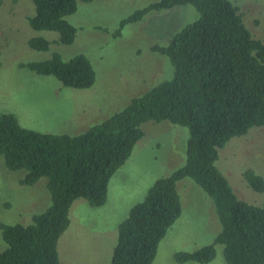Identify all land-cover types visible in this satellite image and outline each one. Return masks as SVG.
Masks as SVG:
<instances>
[{
  "label": "trees",
  "instance_id": "16d2710c",
  "mask_svg": "<svg viewBox=\"0 0 264 264\" xmlns=\"http://www.w3.org/2000/svg\"><path fill=\"white\" fill-rule=\"evenodd\" d=\"M31 1L35 14L28 18L30 28L57 33L61 45L73 44L77 29L67 18L77 12L79 0ZM187 5L195 7L199 18L166 45L152 47L170 64L167 79L108 119L81 134L54 135L24 128L14 114L0 113V156L7 168L27 171L23 186L46 178L50 196L48 208L24 221L27 225L0 223L7 245L0 251V264H62L59 241L70 227L74 202L84 199L92 207L104 206L110 180L145 135L141 126L164 121L189 129L186 163L158 178L130 210L119 225L111 264H153L160 242L182 215L178 184L186 178L212 200L221 231L198 251L176 253L175 261L207 264L220 245L227 264H264V204L241 200L217 165L233 138L264 129V42L252 35L230 0H157L123 19L115 35L151 12ZM51 44L43 37L28 40L29 48L38 52L49 51ZM22 66L54 76L67 88L89 89L96 82L85 55L65 61L56 52L48 60ZM243 176L254 191L264 192L263 175L248 168Z\"/></svg>",
  "mask_w": 264,
  "mask_h": 264
},
{
  "label": "rangeland",
  "instance_id": "374dc122",
  "mask_svg": "<svg viewBox=\"0 0 264 264\" xmlns=\"http://www.w3.org/2000/svg\"><path fill=\"white\" fill-rule=\"evenodd\" d=\"M156 1L79 0L77 12L67 18L77 29L75 40L61 45L56 43L57 33L30 28L28 18L35 14L31 0H0V113L14 114L22 127L37 132L77 135L167 79L170 64L164 56L154 54L152 47L166 45L171 36L196 21L199 13L195 7L151 12L115 35L123 19ZM230 1L244 15L252 35L264 42V0ZM32 37L51 41L50 50L30 49ZM56 52L65 61L78 55L88 57L96 72L94 86L67 88L54 76L38 75L22 66L48 60ZM141 128L145 135L110 180L106 204L95 208L84 199L74 202L70 227L59 241L62 264H111L119 225L130 210L144 200L158 178L185 165L188 128L168 121L147 122ZM217 165L241 200L264 204V192L254 191L243 176L248 168L264 176V129L254 128L246 136L233 138L221 150ZM26 174L25 170L10 171L0 156V223L27 225L24 221L50 205L47 179L23 186L20 181ZM178 189L182 215L160 242L153 264H179L174 259L176 253L198 251L212 244L221 231L212 200L193 180L183 179ZM6 248L0 230V251ZM207 264H227L222 246H216V257Z\"/></svg>",
  "mask_w": 264,
  "mask_h": 264
}]
</instances>
